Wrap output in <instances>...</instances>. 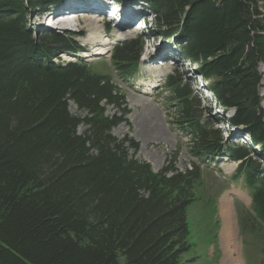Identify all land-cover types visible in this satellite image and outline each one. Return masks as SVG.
<instances>
[{"label": "trees", "instance_id": "16d2710c", "mask_svg": "<svg viewBox=\"0 0 264 264\" xmlns=\"http://www.w3.org/2000/svg\"><path fill=\"white\" fill-rule=\"evenodd\" d=\"M113 1L146 3L152 14L147 32L175 42L215 104L223 113L233 110L228 118H203L200 100H189L193 90L167 76L190 153L239 161L232 180L251 189L244 218L250 232L264 231L257 89L264 0ZM61 2L0 0V264H183L190 248L185 211L195 199L200 167L193 162L178 171L169 163L154 172L129 152L133 140L112 134L122 118L106 108L128 110L111 76L82 59L55 61L83 50L75 36L52 31L35 39L27 26L30 16ZM141 46L134 38L114 46L112 62L122 77L139 68ZM70 102L86 115L72 114ZM219 123L240 128L260 152L225 140ZM81 124L86 129L79 133Z\"/></svg>", "mask_w": 264, "mask_h": 264}, {"label": "rangeland", "instance_id": "374dc122", "mask_svg": "<svg viewBox=\"0 0 264 264\" xmlns=\"http://www.w3.org/2000/svg\"><path fill=\"white\" fill-rule=\"evenodd\" d=\"M106 1L107 3L113 2L112 0ZM88 2L96 4L93 0ZM66 3H69V7L73 5L71 0H67ZM73 3L80 7L81 11L72 16L66 14L69 16L64 17L66 24H55L50 14L30 16L27 19V26L33 37L38 39L52 31L63 35H75L85 49V52L79 54L82 61L88 63L92 71L111 76L112 81L125 96L128 110L123 114L120 109L111 106L106 108L107 115L122 118L111 129V132L119 140H133L136 148L130 149L129 152L137 159L146 161L154 172H159L169 163L178 171L189 169L193 162L201 169V180L195 188V199L187 205L185 211L190 248L183 253L182 263L264 264L262 239L264 231L250 232L244 218L247 211L251 212L250 190L241 179L234 182L230 180L235 170V162L220 157L215 161L201 160L195 158L189 151L190 139L179 124L180 105L165 82L166 75H174L176 81L180 82V86H189L193 90V97L189 100L194 101V98L200 100L203 118L211 119L213 113L210 111V105L213 101L205 88L198 89L200 84L198 81L192 83L191 73L187 72L186 68L183 72L180 62L177 61L172 67L168 64L160 65L161 60L166 56L171 54L177 56V52L173 50V47L178 48L176 44L168 43L160 36H153L149 32L148 34L142 33V36L136 32L128 35L127 38H136L141 43V60L138 70L132 76L124 78L112 62V51L113 47L126 37L119 34V29L114 24L105 26L106 18L98 15L96 10H91L88 6L81 7L84 5L83 2L73 0ZM128 6H124L123 9L128 10ZM151 16L149 12L145 14L149 23L152 20ZM64 25L67 26L64 27ZM90 38L96 41L91 43L88 41ZM97 51H104V53L96 54ZM72 55L62 53L55 61L80 60ZM261 68L264 66H259L260 79L257 89L264 119V93L261 88L262 81H264V70ZM143 91L151 93H143ZM204 94H206L205 97ZM69 110L80 117L86 115V112L79 110L73 102H70ZM216 114L219 116V113ZM215 126L221 127L222 135L227 141L240 140L244 144L243 139H239L237 131H232L228 125L215 124ZM85 129L86 126L81 124L78 132L82 133ZM252 156L256 155L252 154ZM222 196H227L228 203H230V223L221 211ZM227 221L232 226V244L236 248L232 254L234 256H231L232 260L226 255ZM241 221H244V224Z\"/></svg>", "mask_w": 264, "mask_h": 264}, {"label": "bare ground", "instance_id": "6f19581e", "mask_svg": "<svg viewBox=\"0 0 264 264\" xmlns=\"http://www.w3.org/2000/svg\"><path fill=\"white\" fill-rule=\"evenodd\" d=\"M67 1V0H66ZM72 1V0H71ZM73 3V2H72ZM69 3H66V2H64L63 3V5H61V4H59V5H57V7L55 8V10H54V12H52L50 15H51V20H52V22H54L55 21V24H59V25H62V24H66V21H65V19H64V17H69V16H72V15H75V14H77V12H79V11H81V8L80 7H72L73 8V14L71 13H68V7H69V5H68ZM62 7V6H67L64 10H65V12L63 13V14H60V13H58V7ZM73 6V5H72ZM71 7V6H70ZM46 13V12H45ZM66 14H68V15H66ZM95 15V14H94ZM57 20V21H56ZM65 26H67V25H64V27ZM51 28H54V27H51ZM88 41L89 42H91V43H93V42H95L96 41V39H93V38H90V39H88ZM96 54H103L104 53V51H97V52H95ZM56 60V59H55ZM160 65H162V64H160ZM261 70H264V68H261ZM262 91H263V93H264V81H262ZM143 93H151V92H144L143 91ZM227 196H222V198H221V211H222V213L224 214V218L226 219H228V221H229V223H230V214H231V212H230V210H229V206H230V203H228V200H227V198H226ZM228 221H227V225H226V229H225V239H226V255L229 257V259H231V256H234V255H232L234 252H235V249L236 248H234L233 247V245L234 244H232V237H233V233H232V226L228 223ZM232 260V259H231Z\"/></svg>", "mask_w": 264, "mask_h": 264}]
</instances>
